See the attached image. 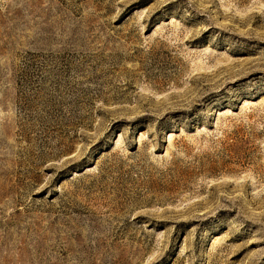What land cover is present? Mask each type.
Returning a JSON list of instances; mask_svg holds the SVG:
<instances>
[{"label": "rangeland", "instance_id": "obj_1", "mask_svg": "<svg viewBox=\"0 0 264 264\" xmlns=\"http://www.w3.org/2000/svg\"><path fill=\"white\" fill-rule=\"evenodd\" d=\"M0 264H264V0H0Z\"/></svg>", "mask_w": 264, "mask_h": 264}]
</instances>
